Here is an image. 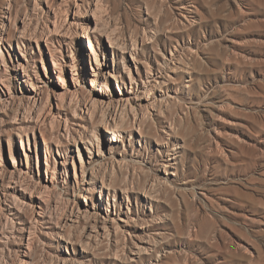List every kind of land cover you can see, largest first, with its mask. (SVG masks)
Instances as JSON below:
<instances>
[{"label":"rangeland","instance_id":"obj_1","mask_svg":"<svg viewBox=\"0 0 264 264\" xmlns=\"http://www.w3.org/2000/svg\"><path fill=\"white\" fill-rule=\"evenodd\" d=\"M0 264H264V0H0Z\"/></svg>","mask_w":264,"mask_h":264},{"label":"bare ground","instance_id":"obj_2","mask_svg":"<svg viewBox=\"0 0 264 264\" xmlns=\"http://www.w3.org/2000/svg\"><path fill=\"white\" fill-rule=\"evenodd\" d=\"M65 12V11H64ZM108 38H109V42H111L112 44L113 43H116L115 42V40H114V38L113 37H111V36H108ZM111 44V45H112ZM22 68H25V66H22ZM110 76L112 77V78H116V75L113 73V74H110ZM129 98H127V99H125V98H119L118 100H117V103H118V105H121V107L122 108H124V107H126L128 104H129V100H128ZM105 100V99H104ZM102 101V103H107V102H105V101ZM98 101V100H97ZM100 102V101H99ZM98 104V102H96V100L94 99V101L92 102V104ZM108 103H110V102H108ZM116 103V104H117ZM100 104V103H99ZM105 105V104H104ZM95 106V105H94ZM107 106V105H106ZM106 121V120H105ZM109 123V124H108ZM103 124H105L109 129H107V131H110L112 134H114V135H117L116 134V132L118 131L117 129V125H115V124H111L110 122H104L103 121V123H102V125ZM111 124V125H110ZM108 125H110V126H108ZM95 131V130H94ZM95 133V132H94ZM84 135H86V134H84ZM83 136V135H82ZM86 137H89V136H85V138ZM83 139H84V137H82ZM112 140H113V138H112ZM87 142L88 143H90L91 145H93V144H95V142L94 141H92L91 142V140H89V139H87ZM24 144V143H23ZM48 146V142L46 141V147ZM88 150L89 151H91V149L88 147ZM80 161H83V159L81 158V156H80ZM48 163V162H47ZM82 168L84 169V165H83V163H82ZM92 170L94 169V167L92 166V168H91ZM23 171V170H22ZM89 209L87 208V209H85L84 211H83V213H85L86 215L87 214H89V211H88ZM79 214L81 215V210L79 211ZM105 230V229H104ZM92 231H93V228H92ZM92 235V234H91Z\"/></svg>","mask_w":264,"mask_h":264}]
</instances>
